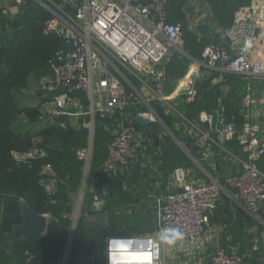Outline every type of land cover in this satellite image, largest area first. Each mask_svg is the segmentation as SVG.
I'll return each mask as SVG.
<instances>
[{"label": "built area", "instance_id": "built-area-1", "mask_svg": "<svg viewBox=\"0 0 264 264\" xmlns=\"http://www.w3.org/2000/svg\"><path fill=\"white\" fill-rule=\"evenodd\" d=\"M21 3L22 0H12L11 5L1 7L2 14L16 15ZM40 3L51 14L45 30L56 33L64 41V49L51 61L52 76L38 81L37 86L44 94L58 91L55 97L41 104L42 117L69 115V108L79 102L71 91L80 92L87 101L86 110L79 112L87 116L81 125L89 130L88 142L76 150L77 159L82 163V182L90 176L95 116L107 117L113 123L111 140L100 168L117 173L127 170L143 156L147 144L155 141L151 130L132 123L135 116L150 119L151 124L160 123L171 134L152 107V102H158L167 114L178 119L177 128L191 140L203 161L211 156L214 145L236 161L240 170L227 177L225 183L246 212L257 215L264 206V172L257 164L264 155V141L259 137L260 125L253 119L252 93L248 91L242 98L240 128L235 121L226 118L222 108L202 110L196 120H191L177 109L175 101L189 103L194 99V76L202 67L208 72H218L211 79L212 83L220 82L227 73L248 81L264 80V46L259 48V43L264 45V0H253L239 7L231 25L222 31L211 30L214 40L203 47L200 59H193L186 77L171 93L167 92L166 65L175 51H181L183 31L180 23L167 21L166 0H47ZM68 44L72 45V50L67 48ZM131 109L135 112H130ZM58 124L67 127L66 121ZM233 139L240 145L237 153L226 147ZM177 143L188 155L185 146ZM34 153L15 152L13 155L17 162H27ZM44 170L51 174L49 165ZM187 176L188 170L181 166L167 174L168 188L174 190L157 199L153 231L108 236L102 264H112L110 246L120 242L130 244L133 251L146 252L147 264H167V256L172 260L180 255L195 262L197 255L205 253L201 239L209 214L218 205L224 187L216 179L195 181ZM40 182L46 194L52 197L56 191L55 179L48 177ZM98 202L95 195L92 205L95 211L99 209ZM78 211L73 221L77 220ZM172 228H179L184 239L174 246L159 243L158 234ZM258 250L259 247H253V251ZM68 257L69 247L59 264H66ZM210 257V264H248L245 255L236 250L216 248ZM98 259L95 253L82 252L75 261L76 264H100Z\"/></svg>", "mask_w": 264, "mask_h": 264}, {"label": "trees", "instance_id": "trees-1", "mask_svg": "<svg viewBox=\"0 0 264 264\" xmlns=\"http://www.w3.org/2000/svg\"><path fill=\"white\" fill-rule=\"evenodd\" d=\"M166 1L167 21L182 25L183 51L193 59H200L203 47L214 37L212 34L199 36L187 27L193 13V2L200 1L208 5L206 25L210 31L220 32L231 25L239 7L253 0ZM40 2L47 0H22L20 11L14 16L2 14L3 6H0V264H59L71 232L72 241L66 264H76L75 258L82 252L100 255L106 236L114 235L119 230L127 234L149 233L156 223V205L153 198H149V194H159L151 186L154 177L145 173L135 175V172L132 176L126 170L109 175L100 168L111 140L113 123L97 114L89 169V175H92L91 199L81 208L72 230L71 194L78 190L82 181V163L77 159L76 150L85 147L88 138L82 133V127L75 128L67 123V127L63 128L52 118L42 117L41 104L50 98L38 86L35 87L34 82L38 85L41 78L52 76L51 61L64 49V41L56 33L45 30L51 14ZM187 62L185 57L174 52L166 65L168 79L180 78ZM206 72L208 75L195 83L194 99L189 103L176 100L177 109L189 119L196 120L202 110L222 108L226 118L235 121L240 128L243 123L242 99H219V86L209 89L210 81L216 74L213 71ZM226 77L240 78L236 74ZM71 92L80 97L86 110L87 101L82 98V94ZM152 107L171 133L155 141V144L160 145L155 158L163 169V178L178 166L193 168L199 174L185 151L173 142L174 137L186 148L191 145L190 154L202 160L191 140L182 133V129L177 128L178 119L167 114L158 102H152ZM130 112L135 110L131 109ZM131 121L136 124L133 119ZM143 127L159 133L161 124L152 123ZM234 150V153L238 152ZM30 151L35 153L27 162L15 160L13 153ZM143 158L144 155L140 156L132 165L144 161ZM47 165L51 168V174L44 170ZM132 165L129 167L132 168ZM204 166L211 170L208 165ZM48 177L55 179L56 191L52 197L46 194L40 182ZM141 177L152 179L151 184L140 183L138 178L143 181ZM224 180L220 179L221 183ZM106 185L110 186V190L105 196L102 210L109 216V225L105 230L97 231L84 217L95 212L92 206L94 196H98ZM20 201H24L38 214H47V228L43 234L31 235L10 247L4 233L21 221ZM261 211H264V206ZM221 249L229 251L227 247ZM260 252V249L253 251L251 246L239 251L245 255L248 264H264Z\"/></svg>", "mask_w": 264, "mask_h": 264}, {"label": "crops", "instance_id": "crops-1", "mask_svg": "<svg viewBox=\"0 0 264 264\" xmlns=\"http://www.w3.org/2000/svg\"><path fill=\"white\" fill-rule=\"evenodd\" d=\"M12 4V0H0V6H9ZM205 9L204 12L202 9ZM193 13H195L194 18L190 17L188 22V28L189 30L198 33L199 36L201 34L196 30V25L198 19L202 18L203 23L206 24V18L209 13V7L206 3H202L200 1L193 2ZM211 34V31H209L206 34L203 35H209ZM179 55H182L185 57L188 62L186 65V68L180 78H170L167 83V92L174 91L175 87L177 86L178 82L186 77L188 71L191 69V63L193 61V58L188 56L182 49L181 44V51H175ZM216 75H218V72L213 71ZM205 75H208L206 70L202 67L199 68V72L196 73V82L203 79ZM227 75L232 76L234 74H224L223 80H221L218 83H212L209 89H211L213 86H219L218 92L221 98H228L231 101H234L238 99H242L243 96L250 91L255 99V103L252 107L253 112V119L256 120L260 125V134L259 137L262 141H264V80L262 79H256L252 78L250 81L245 80L243 78H237L234 79L232 77L229 79L226 77ZM79 102L75 104V106H71L69 108V115L66 116V122L75 128L82 127V121L84 119V114H81L79 111H83L84 107L82 104V100L79 96ZM241 103V102H240ZM242 109V106H241ZM178 141V140H177ZM175 139H173L174 144L179 147L178 143ZM226 147L233 151L234 149L240 150V145L237 142V139H233L231 141L227 142ZM186 148V146H185ZM234 148V149H233ZM182 149V148H181ZM183 150V149H182ZM188 151V157L191 159L193 165L198 170L197 174L193 168H187L188 170V178L195 181L200 180H206L210 181L211 179H216L220 183V179H226L229 176H232L236 174L240 170V166L236 163L235 160H233L225 151H223L218 146L214 145L212 148V154L211 156L206 160H197L195 159L191 154L189 149L186 148ZM184 151V150H183ZM235 151V150H234ZM186 153V152H185ZM187 154V153H186ZM208 165L210 167V171L205 168L204 165ZM258 166L260 167V170L264 171V155L260 157V159L257 161ZM201 174V175H200ZM141 176V175H139ZM161 176V180L158 181L159 178H157V185L154 183L156 180L154 179L153 182L152 179L149 178H142L143 181L139 179V182H144V185H150L152 182L153 185H151L155 192H159L160 189L164 188V191H161L159 194H149V198H153V201L156 203L157 206V199L162 196L164 193H166L169 190H174V188H168V181L167 177L163 178V175ZM91 179V177H90ZM162 182V185L160 184ZM82 183V181H81ZM224 187V191L221 195L220 201L218 205L210 212L209 215V223L205 227V232L202 237L203 245L206 248V251L204 254L197 255L196 258L193 260L188 261L187 259L181 260L180 257H176L172 260H170V264H199V259H201V264H210L211 257L207 251V248H222L227 247L229 251L236 250L240 251L243 247H254L257 246L259 248H262V254L260 255V259H263L264 261V211H259L257 215H251L242 206L240 202L235 200L233 198L232 191L227 187L225 180L224 183H221ZM163 186V187H162ZM83 195H81L82 198ZM79 206V205H78ZM78 208V207H77ZM139 208V207H138ZM81 210V205L79 209ZM76 211L74 214H76ZM80 216V211H78V217ZM76 221H73L72 229H74ZM110 236V235H108ZM106 236L105 239L108 237ZM72 236L69 238L68 243H70L71 246ZM70 246L69 251H70ZM104 248H105V240H104ZM101 251V254L99 255V259H102L101 263L103 262L102 253L104 251ZM65 252V251H64Z\"/></svg>", "mask_w": 264, "mask_h": 264}, {"label": "water", "instance_id": "water-1", "mask_svg": "<svg viewBox=\"0 0 264 264\" xmlns=\"http://www.w3.org/2000/svg\"><path fill=\"white\" fill-rule=\"evenodd\" d=\"M209 29H210L209 26L203 23L202 18L198 19L196 30L201 35L206 34L209 31ZM225 41L227 42V39H225ZM67 48L69 50H72L73 47L71 44H68ZM62 91L63 89H60V92ZM45 93L48 98L52 99L58 94V91L57 90L45 91ZM52 119L56 123H61L66 121V116L61 114L55 115L53 116ZM106 119L108 118L106 117ZM133 120L140 127L151 124L150 119L141 116H135ZM81 131L85 136L89 135V130L87 127H82ZM190 148L191 145H187V149ZM109 175H111V173H109ZM90 177L92 178V175H90ZM109 190H110V186L106 185L101 191V193L98 195L99 209L92 214L85 215L84 217V220L86 222L91 223L94 229H96L97 231L105 230L109 225V216L106 211L102 210V205L105 202V196ZM19 209H20L21 221L18 224L12 225L11 229L4 233V237L6 238L10 247H13L14 245L28 238L31 235L43 234L47 228L48 217L46 214H38L32 211L24 201H20Z\"/></svg>", "mask_w": 264, "mask_h": 264}, {"label": "rangeland", "instance_id": "rangeland-1", "mask_svg": "<svg viewBox=\"0 0 264 264\" xmlns=\"http://www.w3.org/2000/svg\"><path fill=\"white\" fill-rule=\"evenodd\" d=\"M202 11L204 12L205 9L201 8ZM192 13V12H191ZM195 16V13H192V15L190 17H193L194 18ZM264 45L262 43H259V48L263 47ZM34 86L36 87L37 86V82H34ZM153 133L152 137L155 139V141H160L162 139V136L165 135L167 132L164 130V128L162 127H159V133H156L154 131H151ZM158 135H160V137L158 138ZM155 141L152 143H149L147 144V147L145 148L144 150V161H141L140 163H136L135 165H132L133 167H129L127 168V174L128 175H132L133 176V172H135V175H143L144 173L145 174H149L148 176H151V177H154V179L156 180L154 183H156V185L158 184L157 182L159 180H161V176L160 175H163L164 173H161L163 172L162 168H160V164L158 165V162H157V159L155 158L156 155H158L160 149V145L158 144H155ZM167 177V175H166ZM157 178L158 181H157ZM162 185V182L160 183ZM90 185H92V183L90 182V176L87 178V180H85V182L83 181L78 190L71 194V202H72V218L74 217V213L78 207V205L80 204L83 208L87 203L88 201H90L91 199V194L89 192L92 191V189H90ZM163 187V186H162ZM161 191H164V188L160 189L159 190V193ZM165 192V191H164ZM81 195L82 198H81ZM85 196V197H84ZM161 196V195H160ZM84 200V201H83ZM82 201H83V205H82ZM156 205V203H154ZM80 211V210H79ZM116 234H127V232H122L121 230L117 231ZM260 251H262V248H259ZM216 250V248H207V251L210 254H212L214 251ZM262 254V252H260V255ZM170 259L168 256H167V264H170ZM181 260H184L185 259V256L183 255H180V258ZM99 260V263H101L102 259H98Z\"/></svg>", "mask_w": 264, "mask_h": 264}, {"label": "clouds", "instance_id": "clouds-1", "mask_svg": "<svg viewBox=\"0 0 264 264\" xmlns=\"http://www.w3.org/2000/svg\"><path fill=\"white\" fill-rule=\"evenodd\" d=\"M156 239L163 245L174 246L184 239V233L179 228H172L159 233ZM110 252L112 264H147V253L131 250L128 243L120 242L110 246Z\"/></svg>", "mask_w": 264, "mask_h": 264}]
</instances>
